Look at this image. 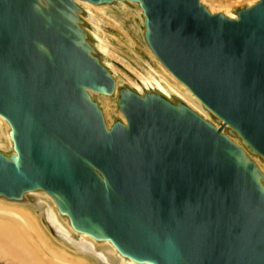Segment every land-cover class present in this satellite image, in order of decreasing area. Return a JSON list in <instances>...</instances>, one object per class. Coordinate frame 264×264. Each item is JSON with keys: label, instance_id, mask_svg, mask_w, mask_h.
Returning a JSON list of instances; mask_svg holds the SVG:
<instances>
[{"label": "water", "instance_id": "water-1", "mask_svg": "<svg viewBox=\"0 0 264 264\" xmlns=\"http://www.w3.org/2000/svg\"><path fill=\"white\" fill-rule=\"evenodd\" d=\"M87 1L136 2L147 45L220 125L117 87L75 0H0V115L15 149H0V197L44 190L76 230L138 262L264 264V0L237 19L201 0ZM117 88L126 123L108 124L91 91Z\"/></svg>", "mask_w": 264, "mask_h": 264}, {"label": "bare ground", "instance_id": "bare-ground-1", "mask_svg": "<svg viewBox=\"0 0 264 264\" xmlns=\"http://www.w3.org/2000/svg\"><path fill=\"white\" fill-rule=\"evenodd\" d=\"M75 1L79 6L86 9V11L91 13L92 15H105L108 5H110L107 3L95 4L87 0ZM258 1L259 0H246L247 4L244 6H252ZM119 3L127 9V12L130 9V6H128L129 3L137 4L133 1H120ZM201 3L204 4L212 13L220 12L230 18H238V8H231L230 5H223L216 2L215 0H201ZM127 12L125 13L126 15L130 13ZM140 12L141 15H139V17L138 15L133 16V23L134 26L138 28V31L143 34L144 12L141 8ZM112 19L116 24L119 25V27H121L122 30L126 31L124 25L120 23L117 18ZM96 26L97 31H92L87 28V30L92 35V43L102 53L103 56H106L103 61L105 65L111 70L112 74L116 77L117 87L123 86V84H120V79L118 78V76L114 73V71L116 72L119 68L115 64L114 61L116 59H114L111 53L110 37L104 34V31L101 30L99 25L96 24ZM147 47L149 49L148 51L150 55L153 58V61L151 62V64H149V70L146 68L147 74L143 77H140L139 80H131L132 85L129 86L134 88L141 94H144L146 90H157L164 94L174 103L178 102L176 99H180L186 104H188L196 112L201 114L205 119L219 127V123L217 122V119L213 117L212 112L209 109H206L204 104L188 88H186L171 72H169L164 67V65L155 56V54L152 52L148 45ZM133 49L134 48H132V50ZM134 52L136 51L134 50ZM123 59L125 60V58ZM167 75L170 77V79ZM91 93L98 99L100 105H102L101 103L103 102L107 109L110 107L111 96L102 95L94 91H91ZM115 97V104L117 108L116 101L118 97V88ZM119 116L122 121L126 123V119L121 110H119ZM11 130L12 129L9 122L3 116L0 115V137L1 135H3L6 137V140H8L9 151L6 152L15 153L14 142L11 137ZM231 138L235 140L238 144H240L243 149L247 152V149H245V147L238 139L233 137ZM254 159L264 172V166L262 165V162H260L257 157H254ZM25 196H27V198L31 196L35 198L37 202H34V205H36L40 209L44 208L43 202L40 201L42 198L45 199V202H50L48 219L61 232V234L70 239L72 245L76 248L77 253L74 255L69 253L68 251L59 250L52 247L44 238V232L42 225L40 224L39 218H37L30 205L24 204L25 201H3L0 198V245L7 247L0 248V256L6 258L9 264H16V262H19L21 264H93L94 262L92 259H95L98 264H152L150 262H138L128 256H125L116 248V246L112 243L110 239L96 238L86 232H80L76 230L72 226L69 217L67 215L62 216L59 213L58 205L55 198L44 190L29 191L25 194ZM25 235L26 238L23 239V236Z\"/></svg>", "mask_w": 264, "mask_h": 264}, {"label": "rangeland", "instance_id": "rangeland-1", "mask_svg": "<svg viewBox=\"0 0 264 264\" xmlns=\"http://www.w3.org/2000/svg\"><path fill=\"white\" fill-rule=\"evenodd\" d=\"M215 1L220 3V4H223V5H230L231 8H234V9L239 8V7L247 4L246 0H215ZM241 3H242V5H241ZM128 6H130V9L127 12V9L124 8V6H122V4H120L119 2H116L115 4L108 5V8L106 10L105 15H101V14L92 15L91 13H89L87 11L84 14L86 26L90 30H92V31L96 30L97 31V26H96V24H97V25H99L101 30L104 31V34L106 36L108 35L110 37L111 53H112V56L114 57V59H116L114 61L115 64L119 68L116 72L114 71V73L120 79V84H123V85H132L131 80L136 81V80H139L140 77H143L144 75H146L147 74L146 68L149 70V64H151V62L153 61V58L148 51L149 49L147 47L146 41L143 37V34L138 31V28L135 27L134 23H133V16L138 15V17H139V15H141L140 8H139L138 4H133V3H129ZM108 10H110V11H108ZM126 12L127 13L130 12V13L126 15L125 14ZM100 16H102V17H100ZM112 18H117V20L124 25V28L126 31L122 30L121 27H119V25L116 24ZM101 19L102 20L104 19L103 22ZM129 37H130V39H129ZM124 42H126V43H124ZM128 44H129V46H128ZM132 48H134V49L132 50ZM134 50L136 52H134ZM105 57L106 56H103V59H105ZM123 58H125L126 61ZM128 62H130V63H128ZM169 79H170V77H169ZM115 99H116L115 96L110 98V107L108 109L104 105L103 102L101 103L102 104L101 106H102V109L104 111V115H105V118H106V121L108 124H111L113 122V120L120 118L119 109L116 108ZM117 109H118V111H117ZM106 111H107V113H106ZM219 125H220V123H219ZM0 148H1V150L5 151V152L9 151L8 140H6V137L3 135H1V137H0ZM260 162H262V165L264 166V162L261 160H260ZM0 198L3 201H11V200H8V199L3 198V197H0ZM42 199L40 201H42L44 204L43 209H40L39 207L34 205V202H37V200L35 198H33L32 196L29 198H26L24 204L30 205L32 207L34 213L36 214L37 218H39L40 224L42 225L43 232H44V234H43V232H42V234L44 235V238L47 240V242L52 247H54L56 249L65 250V251H68L69 253L75 255L77 253V251H76V248L72 245V242L70 241V239L67 238L66 236H64L63 234H61V232L53 224H51V222L48 219V211H49V207H50V204H49L50 202H47V201L45 202V199H43V200ZM40 211H42V212H40ZM23 237H24L23 239H25L26 235ZM57 241L58 242L60 241L59 244ZM55 245H56V247H55ZM60 246H62V247H60ZM0 248H7V247L0 245ZM92 260L94 262L93 264H98L95 261V259H92ZM0 264H9V263L7 262L6 258L0 256ZM16 264H21V263L16 262Z\"/></svg>", "mask_w": 264, "mask_h": 264}]
</instances>
